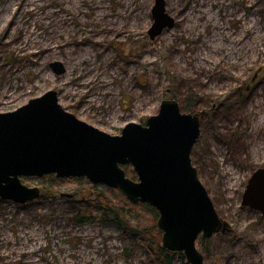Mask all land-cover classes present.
I'll use <instances>...</instances> for the list:
<instances>
[{
	"label": "rangeland",
	"instance_id": "obj_1",
	"mask_svg": "<svg viewBox=\"0 0 264 264\" xmlns=\"http://www.w3.org/2000/svg\"><path fill=\"white\" fill-rule=\"evenodd\" d=\"M25 1L32 6L16 10L19 0H0V112L55 89L65 109L116 135L176 99L201 117L192 162L227 223L198 238L204 264H264L263 213L242 203L250 176L264 167V0H165L175 24L154 39L156 0L143 8L125 0L143 26L122 14L119 31L91 16V2L113 12L122 0ZM48 175L22 177L41 188L32 201L0 197V264H161L147 246L159 217L143 203L86 177ZM108 200L144 239L101 207ZM164 248L173 264H190L183 251Z\"/></svg>",
	"mask_w": 264,
	"mask_h": 264
},
{
	"label": "water",
	"instance_id": "obj_2",
	"mask_svg": "<svg viewBox=\"0 0 264 264\" xmlns=\"http://www.w3.org/2000/svg\"><path fill=\"white\" fill-rule=\"evenodd\" d=\"M154 39L175 18L166 1L156 0ZM61 74V61L51 64ZM201 133L199 114L183 112L176 99H164L159 112L145 124L129 122L121 134H110L78 118L50 89L15 110L0 112V197L19 203L41 195L24 176L86 177L94 184L120 189L133 203H149L159 212L163 245L183 251L190 264H204L197 246L202 235L212 237L227 223L199 178L192 151ZM131 165L136 179L123 166ZM242 203L264 216V167L250 176Z\"/></svg>",
	"mask_w": 264,
	"mask_h": 264
},
{
	"label": "trees",
	"instance_id": "obj_3",
	"mask_svg": "<svg viewBox=\"0 0 264 264\" xmlns=\"http://www.w3.org/2000/svg\"><path fill=\"white\" fill-rule=\"evenodd\" d=\"M123 167L126 170L127 176H129L130 178H133V179H135L137 177L136 176V172L134 171V169L132 168L131 165H125ZM48 176H51V175H48ZM79 179H82V178H79ZM106 189L108 190V189H112V188H108L107 187ZM126 199H127V197H126ZM127 201H130V200L127 199ZM106 203H107V205H104L103 204L101 206V204H100L98 206L99 207L101 206V207H104V208L106 207L105 208L106 211L113 212V214L115 215V217H117L120 221H124V226L127 228V230H128L129 233L130 232H135L136 235H138V236H140V237H142L144 239L145 234H141L140 232H138V229L135 230L136 229V226H133L131 224V227H129V225H127V224H129L128 223V220H124L123 219V217H122L123 215L121 214L120 209H118L117 207H115L116 205H115V203H113L112 200H108ZM141 205H143L144 209H146L147 211H149V213L152 216H154L156 218L159 217L158 210L155 207H153L151 204H149V203H143ZM145 221H146V219H145ZM156 229H157V232H156V237L157 238H153V239L147 240V243H148L147 246L157 256V259L160 261L161 264H173V262H172V255L170 254V252L168 250H166L164 247H161V248H160V246L158 247V245L161 244L160 243V240H161L162 231L158 227H156ZM157 248H159V249H157Z\"/></svg>",
	"mask_w": 264,
	"mask_h": 264
},
{
	"label": "bare ground",
	"instance_id": "obj_4",
	"mask_svg": "<svg viewBox=\"0 0 264 264\" xmlns=\"http://www.w3.org/2000/svg\"><path fill=\"white\" fill-rule=\"evenodd\" d=\"M20 5L17 6L15 9L19 10L22 6H29L31 7L32 4L29 1H25V0H19ZM144 2L145 0L141 1V8L144 7ZM92 5V10H91V16L95 17V20H100L103 19L105 22H109L112 27L116 28L115 31H119L122 24L120 25L119 21L115 20V17H119L120 15L122 16V14H127L126 16L128 17V25L134 27V28H141L143 26L142 22H139L138 24H136L133 19V15L128 13V9H127V1L122 0V9H117L113 12H108L106 11V5L105 3H96V2H91ZM139 10V9H138ZM62 22H64L65 25H68L67 20L65 18H62ZM118 25V27H116ZM133 28V29H134ZM35 33L33 40L37 43H39V38L41 37V35L35 31H33ZM31 47V46H29ZM32 48V47H31ZM52 234L56 235L57 231H51ZM248 263V262H247ZM246 263V264H247Z\"/></svg>",
	"mask_w": 264,
	"mask_h": 264
}]
</instances>
